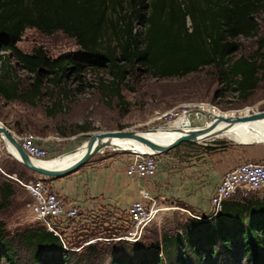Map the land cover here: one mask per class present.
Masks as SVG:
<instances>
[{"label": "trees", "instance_id": "trees-1", "mask_svg": "<svg viewBox=\"0 0 264 264\" xmlns=\"http://www.w3.org/2000/svg\"><path fill=\"white\" fill-rule=\"evenodd\" d=\"M260 13L264 0H0V98L34 107L48 96L54 99L46 111L52 117L70 95L61 87L67 72L107 66L111 94L126 106L120 86L127 73L141 69L157 79L181 78L211 66L218 95L230 91L247 99L259 85L264 92V37L249 57L235 56L240 48L236 39L255 32ZM26 29L47 36L61 32L75 40L84 56L52 60L41 48L23 53L17 44ZM18 71L34 80L23 86ZM44 79L52 86L46 92ZM14 185L12 180L0 183L1 209L15 195ZM17 245L33 264H72L76 257L44 228L10 238L0 223V260L21 264ZM152 245L143 255L125 248L112 251L108 264H213L218 258L227 264H264V196L230 199L215 217L192 219L183 234L163 235L161 243ZM88 251L89 257L80 255L74 264L97 260L98 251L93 246Z\"/></svg>", "mask_w": 264, "mask_h": 264}, {"label": "rangeland", "instance_id": "rangeland-1", "mask_svg": "<svg viewBox=\"0 0 264 264\" xmlns=\"http://www.w3.org/2000/svg\"><path fill=\"white\" fill-rule=\"evenodd\" d=\"M263 17L264 13L256 16L257 27L251 36L236 39L240 48L235 56L249 57L256 51L259 41L264 37ZM187 26L190 27L189 20H187ZM17 47L26 54L41 48L52 60L61 56L76 58L84 56L75 40L61 32L47 36L35 29H26ZM17 73L21 84L25 87L34 80L33 75L23 71ZM46 80H43V92L52 89ZM62 80L61 87L69 91L70 95L63 100L61 110L52 117L48 116L46 111L54 99L50 100L48 96L42 97L34 107L20 101H5L0 98V124L17 135L41 138L40 144L48 152L47 162L76 150L95 133L123 130L147 131L156 125L153 121L156 116L186 103H201V109L223 118L244 117L264 110L262 85H259L253 95L247 99H241L230 91L218 95L220 86L217 72L211 66L181 78L157 79L141 69L135 70L132 74L127 73L120 86L126 106H121L117 98L111 94L109 83L112 81V76L107 66L98 68L86 66L78 73L69 71ZM58 92L57 89L54 91L53 98L57 99ZM77 126L87 128L82 131ZM207 142L231 148L230 156L237 157L238 164L264 162V144L255 146L258 154L252 158H246L244 151L247 150L246 146L236 145L226 140ZM117 155H124L129 164L134 154L105 149L103 153L94 155L81 168L103 158ZM39 178L43 177L25 168L7 152L5 144H1L0 183L6 180L14 181L16 192L8 207L0 208V223L4 226L8 237L16 238L27 229L44 228L43 223L35 219L31 210L32 199L20 184ZM262 196H264V190L250 192L245 199H259ZM234 199L239 200L236 197ZM167 208L155 215L137 242L119 239L128 237L132 231L126 214H123L120 219L105 216L103 219H91L83 225L76 224L70 228L71 230L63 233L69 246L78 247L89 241L95 242L74 252L76 257L72 256V264L77 262L80 255L89 254V246H93L99 253L97 260L92 259V264H108L112 251H120L124 248L128 250L125 252L130 254L152 251V244L161 243L163 235L183 234L184 226L190 220L207 221L211 217V213L198 214L179 205ZM16 253L21 264H33L28 254L18 245ZM155 254L158 255L157 251ZM0 264L8 263L0 260ZM203 264L209 263L205 261ZM213 264H227V262L223 258H218Z\"/></svg>", "mask_w": 264, "mask_h": 264}, {"label": "crops", "instance_id": "crops-1", "mask_svg": "<svg viewBox=\"0 0 264 264\" xmlns=\"http://www.w3.org/2000/svg\"><path fill=\"white\" fill-rule=\"evenodd\" d=\"M245 149L246 158L258 154L255 146ZM231 151L207 141L184 142L156 156L157 173L153 178L127 176L128 159L117 155L78 169L69 177L44 181L63 202L79 209L78 225L105 216L120 219L140 198L141 190L150 196L145 205L158 213L179 205L194 213L209 214L210 199L221 177L239 163L237 157L230 156Z\"/></svg>", "mask_w": 264, "mask_h": 264}, {"label": "built area", "instance_id": "built-area-1", "mask_svg": "<svg viewBox=\"0 0 264 264\" xmlns=\"http://www.w3.org/2000/svg\"><path fill=\"white\" fill-rule=\"evenodd\" d=\"M201 109V103H186L180 107L174 108L156 116L153 121L156 125L162 123L174 124L175 122H184L185 117L191 109ZM216 108V107H214ZM9 130V129H8ZM10 131V130H9ZM22 150L32 159L43 162L48 160L47 150L39 143L41 138L31 135H17L10 131ZM3 143L0 138V146ZM156 157L133 155V159L126 168V175L136 178H153L157 173ZM44 178V177H43ZM39 178L27 183H20L28 192L32 199L31 210L36 220L43 223L44 229L58 237L62 243L63 250L66 252H77L83 246L89 245L95 241L83 243L78 247L69 246L66 241L65 232L71 230L79 219L81 214L75 206L67 205L59 198L58 194L52 189L49 182ZM264 190V162L240 163L233 169L227 171L221 177L216 186L212 197L211 217H215L222 209L224 202L234 199L245 200L248 193ZM140 198L130 204L125 211L127 219L130 221L132 231L128 237L119 238L127 242H137L145 227L155 218L158 210L149 209L144 201L149 200L148 192L141 190Z\"/></svg>", "mask_w": 264, "mask_h": 264}, {"label": "water", "instance_id": "water-1", "mask_svg": "<svg viewBox=\"0 0 264 264\" xmlns=\"http://www.w3.org/2000/svg\"><path fill=\"white\" fill-rule=\"evenodd\" d=\"M264 119V110L254 112L249 116H245L242 118H232L230 120L223 119L220 116H216L211 114L209 111H205L203 109H191L185 117V121L181 123L182 127L171 128L173 132H179L182 128L186 129L183 134L178 136L172 142H170L166 146H159L152 141L144 138L143 136L137 133V130H123V131H114V132H101L90 135L86 140V152L83 154L81 158H79L74 164L64 169H47L45 167L35 165L33 161L38 162L31 157H29L21 148L20 144L14 138V136L10 133V131L0 124V137L4 140L5 143L9 144L14 152L16 153L15 159L21 163L25 168L32 171L33 173L49 179H61L66 176L71 175L76 172L82 166H84L94 155L98 153H103L105 149H111L110 144L108 143L109 139L119 138V139H130L134 140L144 147L147 148V151L142 150H125L119 149L118 147L112 148L113 151L125 152L128 154L140 155V156H160L163 155L170 150L177 147L179 144L184 142L198 143V142H206V141H215L216 139H209L204 135H210L211 131L215 128L218 121L226 120L229 122V125H235L239 122H251ZM172 124L162 123L159 125H155L150 127L147 130H157L161 128H166ZM227 131V128L220 130L217 132L221 134L222 132ZM216 134V135H218ZM214 135V134H211ZM105 139V142L103 140ZM95 144L93 145V143ZM233 143V142H231ZM235 144V143H233ZM261 143L253 142L249 144H239L240 146H256ZM238 145V144H236ZM14 157L13 154H10ZM46 162V161H43Z\"/></svg>", "mask_w": 264, "mask_h": 264}, {"label": "bare ground", "instance_id": "bare-ground-1", "mask_svg": "<svg viewBox=\"0 0 264 264\" xmlns=\"http://www.w3.org/2000/svg\"><path fill=\"white\" fill-rule=\"evenodd\" d=\"M205 111H208V110H205ZM210 113L213 115L219 116L213 112H210ZM249 115L251 114H248L247 116ZM237 117L238 116H233L230 118H223V117L222 118L226 120H230L232 118H237ZM239 118H242V117H239ZM226 120L218 121L213 131L209 133L210 135H204V136H209L207 138L211 140L217 138L218 140H226V141H230L235 144H238V145L239 144H249L253 142L264 144V119L257 120V121H251V122H239L235 125H229V122H227ZM174 127L180 128L182 126L180 122H175L174 124L166 128L164 127V128L157 129V130L137 131V133H139V135L143 136L144 138L152 141L153 143L159 146H166L170 142H172L174 139H176L178 136L183 134V132L186 131V129L182 128L180 133L173 132L171 131L172 130L171 128H174ZM224 128H227V131H224L221 134L217 133L220 130H223ZM211 134H214V135H211ZM2 141L6 146L7 152L9 154H13L15 158L16 153L14 152L12 147L9 144L5 143L3 139ZM95 142L96 141H94L93 145L95 144ZM103 142H105V139L103 140ZM108 143L110 144L111 149L118 147L119 149H125V150L147 151L146 147L130 139L112 138L108 140ZM85 152H86V141L76 150L70 153L64 154L52 161H48V162L46 161L45 163L33 161V163L35 165H39L47 169H57V170L64 169L74 164L79 158L83 156Z\"/></svg>", "mask_w": 264, "mask_h": 264}]
</instances>
